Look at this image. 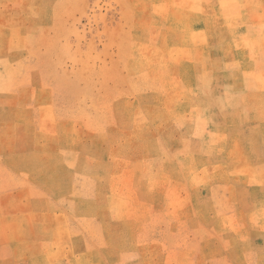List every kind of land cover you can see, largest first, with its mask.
<instances>
[{
    "label": "rangeland",
    "instance_id": "obj_1",
    "mask_svg": "<svg viewBox=\"0 0 264 264\" xmlns=\"http://www.w3.org/2000/svg\"><path fill=\"white\" fill-rule=\"evenodd\" d=\"M200 1L0 0V216L39 226L33 260H264L255 122L223 89L240 74L217 58L210 120L182 85Z\"/></svg>",
    "mask_w": 264,
    "mask_h": 264
},
{
    "label": "crops",
    "instance_id": "obj_2",
    "mask_svg": "<svg viewBox=\"0 0 264 264\" xmlns=\"http://www.w3.org/2000/svg\"><path fill=\"white\" fill-rule=\"evenodd\" d=\"M194 6L206 10L208 24L206 23L207 29L205 27L198 31L194 24L193 32L186 38L187 41H191L192 56L186 71L192 73L193 83L184 86L182 82V85L184 88L199 90V96L193 99L192 109L197 115L200 113L205 115L204 119H213L210 99L202 92L206 88L215 93L216 61L223 54L224 71L240 74L238 84L233 82L223 86L230 94L239 96L240 108L234 113H239L241 120L255 122L256 134L253 137L242 138L243 150L248 154H257V168L264 170V0H201L199 5ZM216 9L235 10L229 14L230 23H225L224 32L220 35L217 34V22L215 19L211 20L212 16L216 15ZM229 48L231 58L228 60L225 53ZM230 65L232 67H228ZM243 135L242 132L240 138ZM249 139L252 140L250 144ZM257 185H264V181H259ZM256 190L263 198L257 214L261 211L264 215V186L261 190L260 188ZM2 197L0 196V199ZM4 217L0 216V234L17 235L7 239L0 236V264H55V260H33L32 249L39 252L40 248V239L34 236L35 231L39 229L38 225L24 226L23 223L9 225L6 223L7 217ZM223 261L230 264H264V260Z\"/></svg>",
    "mask_w": 264,
    "mask_h": 264
},
{
    "label": "bare ground",
    "instance_id": "obj_3",
    "mask_svg": "<svg viewBox=\"0 0 264 264\" xmlns=\"http://www.w3.org/2000/svg\"><path fill=\"white\" fill-rule=\"evenodd\" d=\"M100 203V202H99Z\"/></svg>",
    "mask_w": 264,
    "mask_h": 264
}]
</instances>
